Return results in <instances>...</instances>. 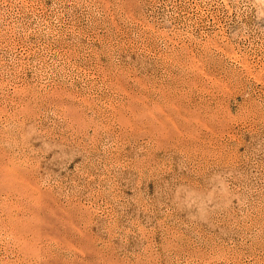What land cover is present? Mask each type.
<instances>
[{
  "label": "rangeland",
  "instance_id": "obj_1",
  "mask_svg": "<svg viewBox=\"0 0 264 264\" xmlns=\"http://www.w3.org/2000/svg\"><path fill=\"white\" fill-rule=\"evenodd\" d=\"M0 264H264V0H0Z\"/></svg>",
  "mask_w": 264,
  "mask_h": 264
}]
</instances>
